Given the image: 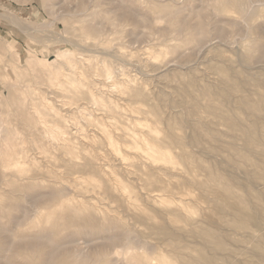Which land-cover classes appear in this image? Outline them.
<instances>
[{"label":"rangeland","instance_id":"rangeland-1","mask_svg":"<svg viewBox=\"0 0 264 264\" xmlns=\"http://www.w3.org/2000/svg\"><path fill=\"white\" fill-rule=\"evenodd\" d=\"M237 1L244 10L229 13L218 0H0V264L13 249V264H186L203 250L218 264H264V219L238 227L220 206L237 197L209 173L230 175L253 205L244 212L264 208L253 173L264 132L253 147L213 109L245 125L256 116L242 97L264 98V0ZM155 129L170 156L145 146Z\"/></svg>","mask_w":264,"mask_h":264},{"label":"bare ground","instance_id":"bare-ground-1","mask_svg":"<svg viewBox=\"0 0 264 264\" xmlns=\"http://www.w3.org/2000/svg\"><path fill=\"white\" fill-rule=\"evenodd\" d=\"M137 1V0H136ZM145 1V0H144ZM152 1V0H151ZM159 1H164V0H159ZM234 1V2H233ZM167 2V1H166ZM183 2V1H182ZM242 2V1H241ZM240 1H237V0H218V2H216V5H217V9L218 10H220V11H224V12H229L230 13V11H240V10H244V6H243V3H241ZM147 3V2H146ZM252 3V2H251ZM144 4H145V2H144ZM180 4V3H179ZM245 4V3H244ZM263 4V3H262ZM151 5V4H150ZM247 5V4H246ZM252 5V4H251ZM259 5H260V3H259ZM250 6V5H249ZM122 8V7H121ZM155 8V7H154ZM252 8H253V6H252ZM137 9V8H136ZM157 9V8H156ZM247 9V8H246ZM184 10H186V9H184ZM210 10V9H209ZM143 11V10H142ZM248 11V10H247ZM249 11H250V9H249ZM111 12V11H110ZM181 12H183V11H181ZM187 12H188V10H187ZM243 12V11H242ZM128 13H130V12H128ZM145 13V12H144ZM201 13V12H200ZM239 13V12H238ZM227 14V13H226ZM241 14V13H240ZM84 15V14H83ZM173 15V14H172ZM171 15V16H172ZM218 15V14H217ZM129 16V15H128ZM170 16V17H171ZM235 16V15H234ZM2 17H3V15H2ZM163 17V16H162ZM176 17V16H175ZM175 17H173L174 19H175ZM239 17V16H238ZM250 17H253V16H250ZM129 18V17H128ZM134 18H136V17H134ZM156 18H158V17H156ZM169 18V17H168ZM172 18V17H171ZM213 18V17H212ZM126 19V18H125ZM144 19V18H143ZM177 19V18H176ZM175 19V20H176ZM240 19V18H239ZM168 20H171L170 18L168 19ZM234 20V19H233ZM241 20V19H240ZM239 20V21H240ZM128 21V20H127ZM167 21V20H166ZM172 21V20H171ZM235 21V20H234ZM260 21V20H259ZM122 22V21H121ZM159 22V21H158ZM242 22V21H241ZM150 23V22H149ZM230 23V22H229ZM257 23H259V22H257ZM130 24V23H129ZM141 24V23H140ZM166 24V23H165ZM244 24V23H243ZM143 25V24H142ZM146 26V25H145ZM234 26V25H233ZM245 26H247L246 24H245ZM254 26V25H253ZM257 26V25H256ZM102 27V26H101ZM135 27V26H134ZM206 27V26H205ZM225 27V26H224ZM238 27H239V25H238ZM249 28V27H248ZM160 29V28H159ZM183 29V28H182ZM222 29V28H221ZM168 30V29H167ZM181 30V29H180ZM223 31V30H222ZM245 31V30H244ZM249 31V30H248ZM262 31V30H261ZM78 32V31H77ZM202 32V31H201ZM96 33V32H95ZM263 34V33H262ZM126 35V34H125ZM178 36V35H177ZM259 36V35H258ZM133 37V36H132ZM179 37V36H178ZM230 38V37H229ZM212 39V38H211ZM224 39V38H223ZM241 39V38H240ZM164 40V39H163ZM221 40V39H220ZM243 40V39H242ZM103 41H104V39H103ZM96 42V41H95ZM191 42V41H190ZM261 42H262V40H261ZM53 43V42H52ZM210 43V42H209ZM215 43V42H214ZM243 43V42H242ZM113 44V43H112ZM180 44V43H179ZM207 44V43H206ZM213 44V43H212ZM239 44V43H238ZM134 45V44H133ZM136 45V44H135ZM203 45H205V44H203ZM211 45V44H210ZM210 45H208L209 47H210ZM214 45V44H213ZM226 45V44H225ZM81 46V45H80ZM131 46V45H130ZM157 46V45H156ZM202 46V45H201ZM238 46V45H237ZM139 47V46H138ZM233 47V46H232ZM235 47V46H234ZM123 48V47H122ZM131 48V47H130ZM169 48H171V47H169ZM204 48V47H203ZM203 48H201V49H203ZM230 48V47H229ZM79 49V48H78ZM93 49H94V47H93ZM233 49V48H232ZM82 50V49H81ZM149 50V49H148ZM206 50V49H205ZM208 50V49H207ZM221 50V49H220ZM84 51V50H83ZM86 51V50H85ZM89 51V50H88ZM157 51V50H156ZM202 51V50H201ZM204 51V50H203ZM202 51V52H203ZM256 51V50H255ZM187 52V51H186ZM209 52V51H208ZM110 53V52H109ZM207 53V52H206ZM222 53V52H221ZM61 54H62V56H64V53L63 52H61ZM102 54V53H101ZM147 54V53H146ZM195 54V53H194ZM200 54V53H199ZM240 55V54H239ZM194 56V55H193ZM238 58V57H237ZM214 59V58H213ZM264 59V58H263ZM108 59L106 58V60L105 61H107ZM206 60V59H205ZM121 61V60H120ZM177 61H178V59H177ZM170 62V61H169ZM179 62V61H178ZM260 62V61H259ZM200 63V62H199ZM202 63V62H201ZM197 64V63H196ZM239 64V63H238ZM194 65V64H193ZM91 66V65H90ZM102 66V65H101ZM132 66V65H131ZM92 67V66H91ZM99 68H100V66H98ZM103 67V66H102ZM169 67V66H168ZM175 67V66H174ZM244 67V66H243ZM262 67V66H261ZM133 68V67H132ZM170 68V67H169ZM176 68V67H175ZM199 68V67H198ZM250 68V67H249ZM257 68V67H256ZM93 70V69H92ZM106 70V69H105ZM108 70V69H107ZM113 70V69H112ZM124 70V69H123ZM95 72V71H94ZM103 72H107V71H103ZM165 72H166V70H165ZM236 72H238V71H236ZM249 72V71H248ZM112 73V72H111ZM224 73V72H223ZM226 73V72H225ZM253 73V72H252ZM260 74V73H259ZM258 74V75H259ZM98 76V75H97ZM239 76V75H238ZM69 77V76H68ZM113 78V77H112ZM136 78V77H135ZM60 79V78H59ZM100 79V78H99ZM134 79V78H133ZM241 79V78H240ZM82 80V79H81ZM130 80V79H129ZM60 81V80H59ZM64 81V80H63ZM76 81V79L75 78H73V79H70V82H75ZM98 81V80H97ZM96 81V82H97ZM112 81V80H111ZM207 81V80H206ZM209 81V80H208ZM249 81V80H248ZM256 81H258V82H260V86H261V83H263V85H264V74L263 75H261V76H259V78L256 80ZM109 82V81H108ZM69 83V82H68ZM107 83V82H106ZM128 84V83H127ZM138 84V83H137ZM231 84V83H230ZM255 84V83H254ZM72 85V84H71ZM112 85V84H111ZM118 86V85H117ZM239 84H234L233 85V88L234 89H237V88H239ZM71 87V86H70ZM113 88V87H112ZM220 88V87H219ZM69 89H72V87L71 88H69ZM113 89H116V88H113ZM118 89V88H117ZM123 89V92L125 93H127L129 90H131L130 89V86H128V87H126V90H125V88H122ZM249 89V88H248ZM74 89H72V91H73ZM250 90V89H249ZM114 91V90H113ZM254 91V90H253ZM259 91V90H258ZM74 92V91H73ZM82 94L84 93V96L86 95V97H90V98H94L93 96H92V94H88L87 95V93H88V91H87V89H84V90H82V91H80ZM231 92L232 91H230V90H228V89H223V91H222V96H223V98L224 99H228L229 98V96H230V94H231ZM249 92V91H248ZM108 93V92H107ZM71 94V93H70ZM123 94V93H122ZM246 94V93H245ZM90 95V96H89ZM115 98V97H114ZM241 98V97H240ZM238 100V99H237ZM243 103L242 104H244V105H246V107H248V108H250V110L255 114V118L250 122V123H248V124H243V122H242V120H241V117L240 116H238V115H236V116H234V117H229V115L227 114V112L224 110V107L222 106V105H220V106H216V107H213V109L217 112V114H218V116L219 117H221V118H223V119H226L227 121H228V123H229V127L230 128H233V129H237V130H240L241 132H242V134H243V136H245V138H246V140H247V142L251 145V146H258V147H260L261 146V133L262 132H264V98H263V96L262 95H258V94H256L255 96H254V94L253 95H250V96H244V97H242V100H241ZM240 101V102H241ZM67 102V101H66ZM81 103V102H80ZM88 103V102H87ZM169 103V102H168ZM80 105V104H79ZM90 105V104H89ZM179 105V104H178ZM235 105V104H234ZM241 105V104H240ZM240 105H239V107H240ZM243 105V106H244ZM92 106V105H91ZM225 106V105H224ZM96 107V106H95ZM94 107V108H95ZM228 107V106H227ZM235 107V106H234ZM236 107H238V106H236ZM32 108V107H31ZM85 109V108H84ZM175 109V108H174ZM181 110V109H180ZM54 111V110H53ZM56 111V110H55ZM176 111V110H175ZM183 111V110H182ZM35 112V111H34ZM57 112V111H56ZM82 113V112H81ZM83 114V113H82ZM183 114V113H182ZM247 114V113H246ZM57 115H59V114H57ZM40 117H41V115H40ZM38 118H39V116H38ZM27 120V119H26ZM111 121V120H110ZM58 122V121H57ZM246 123V122H245ZM52 124V123H51ZM186 124V123H185ZM189 124V123H188ZM54 125V124H53ZM190 125V124H189ZM49 126V125H48ZM191 131V130H190ZM185 132V131H184ZM210 132V131H209ZM264 134V133H263ZM123 135H126V134H123ZM148 136H150L154 141H155V144L154 145H145L147 148H150L151 149V155L152 156H157L158 155V153H156L155 151H154V149L155 148H160L162 151H163V153L162 154H164V155H162V156H166V155H168V156H170V154L167 152V150H164L163 149V147H162V145H161V143H160V140H161V138L159 137V129H155L154 131H149L148 132ZM219 136V135H218ZM264 136V135H263ZM110 137H112V136H109V139L111 140V142H113L112 141V139L110 138ZM115 137V136H114ZM192 137V140L193 141H195L196 140V142H197V137L198 136H196V134H194L193 136H191ZM202 137V136H201ZM190 138V137H189ZM207 138V137H206ZM89 139V138H88ZM177 139V138H176ZM128 141H129V139H127ZM180 140V139H179ZM187 140H188V137H187ZM106 142H107V140H105ZM137 141H139V140H136V142ZM199 141V140H198ZM109 142V141H108ZM181 142V141H180ZM188 142V141H187ZM227 142V141H226ZM110 143V142H109ZM138 143V142H137ZM199 143V142H198ZM107 144V143H106ZM112 144V143H111ZM143 144V143H142ZM186 144V143H185ZM236 144V143H235ZM109 145V144H108ZM116 145V144H115ZM115 145H113V146H115ZM215 145V144H214ZM191 146V145H190ZM239 146V145H238ZM96 148H97V146H95ZM241 148H242V146H240ZM261 147H263V148H259L258 150V152L264 157V146H261ZM111 148V147H110ZM197 149V148H196ZM246 149V148H245ZM113 150H114V147H113ZM147 150V149H146ZM112 151V150H111ZM116 151H117V149H116ZM208 151V150H207ZM103 152V151H102ZM232 152V151H231ZM235 152H236V150H235ZM237 153V152H236ZM239 153V152H238ZM102 154V153H101ZM241 154V153H240ZM252 154H253V152H252ZM19 155V154H18ZM159 155H161V154H159ZM26 156V155H25ZM209 156V155H208ZM242 156V155H241ZM6 157V156H5ZM4 157V158H5ZM21 157V156H20ZM158 157V156H157ZM160 157V156H159ZM244 157L246 158V159H248V156L246 155L245 156V154H244ZM8 158V157H7ZM14 158V157H13ZM12 158V159H13ZM162 157H160L159 159H161ZM168 158V157H167ZM258 158V157H257ZM14 159H16V158H14ZM23 159V158H22ZM21 159V160H22ZM121 159V158H120ZM164 159V158H163ZM166 159V158H165ZM209 159H211V158H209ZM221 159V158H220ZM105 160V159H104ZM150 160V159H149ZM162 160V159H161ZM225 160V159H224ZM17 161V160H16ZM118 161V160H117ZM165 161H167V160H165ZM172 161V160H171ZM10 162H11V160H10ZM21 162V161H20ZM168 162V161H167ZM21 164V163H20ZM244 164H246V163H244ZM8 165V164H7ZM6 165V166H7ZM15 165V164H14ZM215 165V164H214ZM213 165V166H214ZM238 165V164H237ZM16 166V165H15ZM19 166V165H18ZM258 167H260L259 165H257ZM257 167V168H258ZM14 168V167H13ZM215 168V167H214ZM17 169V168H16ZM240 169V168H239ZM105 171V170H104ZM229 171V170H228ZM210 173V175H211V179L214 181V182H216V184H214V185H216V187H219V188H224V189H226L228 192H231L233 195H235L236 197H237V199H235L236 201H230V199H227V200H223L222 202H220V206H229L230 208H233L234 209V212H235V216H237L238 217V215H240L241 217H242V221H245V222H242V223H240V224H238V227H239V225L241 226H244V227H246V226H248L249 224H251V223H255V224H259L260 222H261V220L262 219H264V208L261 206V208L260 207H258V209L260 210V212L259 213H257V211L256 212H253L254 210H253V208L251 207V206H253V205H250L249 204V202H247V198L245 197V196H242V195H237L236 193H234L232 190H231V186H230V182H229V179H230V175L229 174H227V175H229V179L228 178H226L225 176H223V175H221V174H219L218 172H216V171H210L209 172ZM227 173V172H226ZM233 173V172H232ZM244 173H245V171H244ZM253 173H255L256 174V176H258V177H260V178H264V169H261V168H258L257 169V171L256 172H253ZM16 174V173H15ZM225 175V174H224ZM233 176H235V175H233ZM240 176H241V174H240ZM232 177V176H231ZM244 177V176H243ZM255 177V176H254ZM238 178V177H237ZM241 178V177H240ZM245 178V177H244ZM118 179V178H117ZM249 178H247V180H248ZM252 179V178H251ZM116 180V179H115ZM203 180V179H202ZM245 180H246V178H245ZM117 181V180H116ZM119 181V180H118ZM254 181V180H253ZM234 182H235V180H234ZM197 183H199V182H197ZM243 183V182H242ZM241 183V184H242ZM247 184H249V183H247ZM253 184H255V183H253ZM244 185V184H243ZM244 188V187H243ZM255 189V188H254ZM253 190V189H252ZM263 190V189H262ZM261 191V190H260ZM247 192V191H246ZM148 193V192H147ZM264 193V192H263ZM150 194H152L151 192H150ZM147 195V194H146ZM257 195L259 196V197H261L263 194L262 193H257ZM55 196V195H54ZM153 196V195H152ZM156 196H158V195H156ZM229 196H231V195H229ZM40 197H42V196H40ZM146 197H148V195L146 196ZM234 197V196H233ZM264 197V196H263ZM154 198V197H153ZM258 198V197H257ZM256 198V199H257ZM155 199V198H154ZM251 199V198H250ZM254 201V200H253ZM183 203H184V201H183ZM179 205V204H178ZM185 205V204H184ZM223 207H221V208H223ZM180 208H181V205H180ZM248 208H250V209H252L253 211V213H250V212H244V210L245 209H248ZM35 209V208H34ZM208 209V208H207ZM38 210H41L40 208L38 209ZM37 210V211H38ZM249 210V209H248ZM26 211V210H25ZM34 211V210H33ZM36 211V212H37ZM250 211V210H249ZM35 213V212H34ZM229 213H231V212H229ZM30 214H32V213H30ZM29 214V215H30ZM38 214V213H37ZM38 216V215H37ZM238 218H240V217H238ZM32 219V218H31ZM211 219V218H210ZM244 219V220H243ZM240 221H241V219H240ZM237 223V222H236ZM264 223V222H263ZM241 226V227H242ZM259 227V226H258ZM237 229V228H236ZM41 231V230H40ZM211 231V230H210ZM112 232V231H111ZM178 232V231H177ZM257 232V231H256ZM212 233H213V231H212ZM216 234H217V232H215ZM40 235V234H39ZM140 236V235H139ZM202 236V235H201ZM205 238H207V242L210 240V238H211V236H212V234L211 233H209V232H205ZM215 236H219V235H215ZM213 237V236H212ZM141 238V237H140ZM216 238H218V237H216ZM41 239V238H40ZM40 239L38 240V241H40ZM143 239V238H142ZM36 240V239H35ZM146 240V239H145ZM215 240V239H214ZM8 241V240H7ZM24 241H26V239L24 240ZM100 241V240H99ZM21 242H22V240H21ZM48 242V241H47ZM98 242V241H97ZM240 242V241H239ZM259 242V241H258ZM10 243H12V242H10ZM18 243V242H17ZM16 243V244H17ZM29 243H31V242H29ZM37 243V242H36ZM35 243V244H36ZM88 243V242H87ZM93 243V242H92ZM148 243V242H147ZM216 243L218 244V245H216V246H219L220 247V249H221V251H224L225 249H226V245H224V240L222 239V238H218L217 239V241H216ZM215 243V244H216ZM19 244V243H18ZM21 245L20 244V248L18 249V251H16V253H21V252H28V251H38L39 249H40V247L42 248V246L41 245ZM38 244V243H37ZM75 244V243H74ZM82 244V243H81ZM14 245H15V243H14ZM44 245V244H43ZM73 245V244H72ZM138 245V244H137ZM10 246H13V244H11ZM45 246V245H44ZM65 245H63V247H64ZM70 246V245H69ZM207 246V245H206ZM18 247V246H17ZM153 247V246H152ZM205 247V246H204ZM49 248H50V246H49ZM11 250H12V248H10ZM17 249V248H16ZM38 249V250H37ZM51 249V248H50ZM52 249H56V247H52ZM51 249V250H52ZM84 249V248H83ZM138 249V248H137ZM143 249V248H142ZM202 249H203V247H202ZM207 249V248H206ZM14 250V249H13ZM10 251V252H12V253H9L8 255H5L3 258H5L6 259V261H4L2 264H13V263H11L8 259H9V257H10V255L12 254H14L15 252L14 251ZM59 250V249H58ZM129 250V249H128ZM133 250V249H132ZM148 250V249H147ZM211 250V249H210ZM214 250V249H213ZM216 250V249H215ZM153 251V250H152ZM226 251V250H225ZM1 252V251H0ZM51 252H53V250L51 251ZM65 252V251H64ZM63 251H62V253H64ZM30 253V252H29ZM34 253V252H33ZM39 253V252H38ZM37 253V254H38ZM140 253V252H139ZM252 253V252H251ZM36 254V255H37ZM55 254H57L56 252H55ZM75 254H76V252H75ZM79 254V253H78ZM78 254H76L77 256H78ZM35 255V254H34ZM58 255L59 254H57V258H58ZM72 255H74L73 253H71V256ZM75 255V256H76ZM235 255V254H234ZM239 255V254H238ZM64 256V255H63ZM69 256H70V254H69ZM70 256V257H71ZM83 256V255H82ZM82 256L80 257L81 259H82ZM150 256V255H149ZM194 256V255H193ZM262 256H263V258H264V253L262 254ZM13 257H14V255H13ZM48 257V256H47ZM54 257H56V256H54V255H50V257L46 260V261H44V263H42V264H56L55 263V259H53ZM67 257H68V255H67ZM74 257V256H73ZM72 257V258H73ZM89 257V256H88ZM136 257H137V255H136ZM143 257V256H142ZM146 257V256H145ZM145 257H144V260H145ZM234 257V256H233ZM35 258V257H34ZM62 258V257H61ZM71 258V259H72ZM77 257H75L74 259H76ZM84 258V257H83ZM90 258V257H89ZM88 258V259H89ZM148 258V257H147ZM164 258H166V257H164ZM164 258H162V259H164ZM195 258V257H194ZM236 258V257H235ZM4 259V260H5ZM27 259V258H26ZM69 260H71L70 258H68ZM85 259H87V258H85ZM137 259H139V258H137ZM149 259H151V258H149ZM148 259V260H149ZM1 260V259H0ZM3 260V259H2ZM1 260V261H2ZM140 260V259H139ZM141 260H142V258H141ZM168 261V259H165V261ZM233 260V259H232ZM15 261V260H14ZM13 261V262H14ZM56 261H57V259H56ZM79 262L81 261L80 259L78 260ZM164 261V262H165ZM76 262H77V260H76ZM145 262H147L148 264H149V262L148 261H145ZM152 262V261H151ZM155 263L154 264H164L162 261H160V260H156V261H154ZM169 262V261H168ZM226 262V261H225ZM87 263V261L84 263L83 262V264H86ZM89 263V262H88ZM143 263V262H142ZM146 263V264H147ZM170 263V262H169ZM231 263V262H230ZM18 264H20V263H18ZM74 264V263H73ZM75 264H77V263H75ZM80 264V263H79ZM134 264V263H133ZM152 264V263H151ZM186 264H218V262H217V260H216V258L213 256V255H209V254H207L206 253V251H204L203 250V252L201 253V255H200V257L199 258H196V259H193V258H190V259H188V261L186 262ZM220 264V263H219ZM237 264H242V263H237ZM244 264V263H243Z\"/></svg>","mask_w":264,"mask_h":264}]
</instances>
